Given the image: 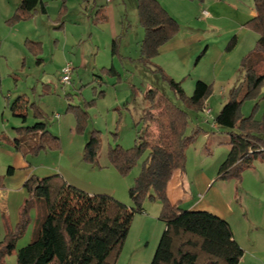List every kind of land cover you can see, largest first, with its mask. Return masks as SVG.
Segmentation results:
<instances>
[{"label": "rangeland", "instance_id": "1", "mask_svg": "<svg viewBox=\"0 0 264 264\" xmlns=\"http://www.w3.org/2000/svg\"><path fill=\"white\" fill-rule=\"evenodd\" d=\"M44 1L47 15L37 13L26 20L9 23L1 17L5 3L0 0V25L4 32L0 35L2 39L5 34L9 36L0 49V241L6 227L13 229L18 221L21 205L28 196L23 183L30 175L45 177L57 173L90 193L108 194L132 207L128 189L139 173L144 156L122 176L108 163V148L118 144L127 149L134 145L135 123L148 106L144 94L150 84L158 86L175 106L183 108L167 84L154 75L152 67L148 69L137 60L143 29L138 23L136 0ZM186 1L195 4L206 0ZM221 1L233 7L220 5L216 9L217 18L208 21L209 28L197 24V8H188L185 14H179L175 44L164 47L152 59L154 65L180 83L186 96L192 94L198 80L211 85L204 102L210 115L187 111L186 135L193 136L185 150L184 170L188 175L198 169L215 170L225 159L227 136L216 128L213 120L232 87L242 80L240 61L253 49L257 39L253 31L239 23L244 18L243 13L252 12V0ZM108 7L111 12L104 18ZM25 34L32 40L42 41L40 52L28 50ZM231 34H238V42L227 50L230 41L227 38ZM115 35L117 47L112 55L110 46ZM67 64L72 68L70 81L62 84L61 69ZM110 65L115 67L114 73L101 71L102 67L110 68ZM7 94L11 95V100L26 94L30 102L41 109L47 129L59 139L58 149L48 145L37 154L26 156L14 150L10 141L19 137L22 142H28L30 137L13 132L21 123L5 106ZM240 112L242 116L253 113L255 119H261L264 84L255 98L243 102ZM77 113L85 115L82 132L76 129ZM32 121L29 119L27 124ZM149 129L155 132L154 125ZM92 130H97L100 138L97 164L93 165L83 160L84 145ZM22 160L25 168L17 166ZM9 166L15 167L13 176L6 175ZM223 184L221 186H233L229 182ZM220 191L223 196L234 199L233 187H222ZM244 205L250 209L251 202ZM143 209V214L136 213L133 218L118 264H150L152 260L164 223L158 219L157 201L144 200ZM43 214L40 202L29 209L25 230L15 241L14 250L5 257V264H17L16 250L32 241L37 221ZM238 214L243 222L244 210L239 209ZM143 215L145 217H140Z\"/></svg>", "mask_w": 264, "mask_h": 264}, {"label": "trees", "instance_id": "2", "mask_svg": "<svg viewBox=\"0 0 264 264\" xmlns=\"http://www.w3.org/2000/svg\"><path fill=\"white\" fill-rule=\"evenodd\" d=\"M252 1L255 15L245 26L257 39L253 49L240 61L242 80L232 87L213 120L216 128L227 136L228 151L216 174V180L221 181L239 182L243 171L255 161H264V115L255 119L253 113L245 117L240 112L243 102L255 98L264 84V0ZM136 12L143 29L137 60L148 69L152 67L150 70L167 84L183 108L175 106L158 86L150 84L144 94L148 106L135 123L134 145L127 149L118 144L108 148L107 161L122 176L144 156L139 173L128 189L132 207L108 194L89 196L57 173L45 177L30 175L23 183L28 196L21 205L18 221L13 229L6 227L0 241V264H5V257L14 250L15 241L28 223L29 209L36 202L42 203L44 214L37 221L32 241L16 250L17 264H118L132 217L144 212V200L159 203L158 219L164 223L150 264H239L243 249L233 238L225 219L204 210L172 205L166 196V185L173 172L184 171L185 150L193 141V136L186 135L187 111H203L211 85L198 80L192 94L186 96L179 82L154 65L152 59L159 49L178 32L177 21L157 0H136ZM37 13L46 15L45 2L19 0L7 21L15 23ZM235 43L231 38L226 49L231 50ZM25 46L31 52L41 51L39 42L26 40ZM116 47L115 38L111 42L112 55ZM101 71L115 72L112 66ZM8 108L21 123L13 128L15 133L31 138L22 142L15 137L10 141L14 150L26 156L37 154L48 145L59 148V139L47 129L44 113L26 94L17 95ZM153 110L157 113L152 114ZM84 117L82 113L75 116L76 129L81 132ZM29 119L33 121L27 124ZM151 124L155 132L150 131ZM99 145L98 131L92 130L83 149L86 163L97 164ZM13 171L9 166L6 175H12Z\"/></svg>", "mask_w": 264, "mask_h": 264}, {"label": "crops", "instance_id": "3", "mask_svg": "<svg viewBox=\"0 0 264 264\" xmlns=\"http://www.w3.org/2000/svg\"><path fill=\"white\" fill-rule=\"evenodd\" d=\"M42 1L46 3V1ZM157 1L166 10V12L175 20H177V16H180L179 14H185L188 8L190 10H192V8H197L198 15L196 22L198 25L205 24L207 26L206 28L211 27L210 22H208L209 20L213 21L217 18L218 13L216 12V9L220 5L233 7L232 5L223 4L224 2L221 0H206L200 1V3L195 4L193 1L189 2L186 0ZM4 3V9H1V17L4 20H8L13 15L16 7L18 6L19 0H4ZM107 9L108 10H105V15H103L104 18H106V15L111 12L110 7H108ZM47 13L48 11L46 6V15ZM242 15L244 16V18L239 23L245 25L247 20L250 17L254 16L255 13L252 8V12L248 14L243 13ZM1 29L2 25H0V34H4V32L2 33ZM237 36L238 34H231L230 36H228L227 39L230 38L229 40H231V38H234L235 42H238ZM245 36L250 35L245 34ZM116 37V35L113 36L112 40ZM3 38L4 39H2V36L0 35V39L3 40L2 42L0 41V49H2L4 42H6L9 36H6L5 34ZM175 38L173 37L168 42H166L159 49L158 54L160 53V50L164 47H172L175 44ZM26 40L39 42L42 45V41L36 39L32 40V37H29V34L24 35V43ZM110 66H112L115 70V67L113 65ZM102 69L108 68L102 67L101 70ZM11 101V95L7 94L4 98L5 106L8 107ZM13 132L15 133L14 130ZM14 166H12L14 171L12 175L9 176L14 175ZM17 166H22L25 168L26 163H24V161L22 160L21 163H19V165ZM215 170L211 169L209 171H203L201 169H198L195 171H191L189 175L188 172L185 170L183 172L175 170L166 185V196L169 202L172 205L176 204L183 209L204 210L213 213L222 219H225L230 225L233 238L243 249V256L240 259L239 264H264V161H255L249 169L243 171L239 182L235 181L234 179L225 181L216 180L218 167L217 169L215 168ZM65 181H67L69 184L83 189L85 192L88 193L89 196H93L96 194L90 193L89 190L84 189L80 185L68 179H65ZM225 182H229V185H233L229 187L234 188V199L230 198V196L225 197L221 194L220 190L222 189V187H225L226 189L229 188L228 186H221L224 185L223 183ZM248 201L251 202L250 209L249 206L245 207L244 205V203ZM236 205L239 206V209L244 210L245 220L243 219V222L242 218L238 214L239 209ZM156 213L158 214V210H156ZM134 216L135 215H133L132 217V221ZM140 217L145 216L143 215Z\"/></svg>", "mask_w": 264, "mask_h": 264}, {"label": "built area", "instance_id": "4", "mask_svg": "<svg viewBox=\"0 0 264 264\" xmlns=\"http://www.w3.org/2000/svg\"><path fill=\"white\" fill-rule=\"evenodd\" d=\"M106 1H110V0H106ZM72 72V68L67 64L65 65L62 69H61V78H60V82L62 84L64 83H68L70 81V75ZM203 112L207 115H210V110L207 107L206 104H204L203 106Z\"/></svg>", "mask_w": 264, "mask_h": 264}]
</instances>
